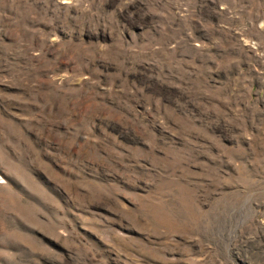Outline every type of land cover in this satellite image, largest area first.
<instances>
[{
	"label": "rangeland",
	"instance_id": "rangeland-1",
	"mask_svg": "<svg viewBox=\"0 0 264 264\" xmlns=\"http://www.w3.org/2000/svg\"><path fill=\"white\" fill-rule=\"evenodd\" d=\"M0 264H264V0H0Z\"/></svg>",
	"mask_w": 264,
	"mask_h": 264
}]
</instances>
